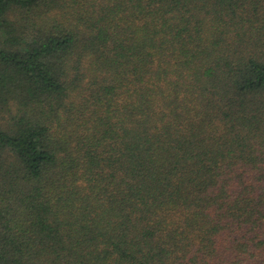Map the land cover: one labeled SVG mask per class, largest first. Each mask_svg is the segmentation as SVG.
<instances>
[{"label":"trees","instance_id":"obj_1","mask_svg":"<svg viewBox=\"0 0 264 264\" xmlns=\"http://www.w3.org/2000/svg\"><path fill=\"white\" fill-rule=\"evenodd\" d=\"M0 264H264V0H0Z\"/></svg>","mask_w":264,"mask_h":264}]
</instances>
